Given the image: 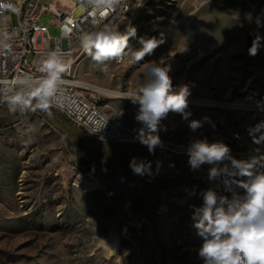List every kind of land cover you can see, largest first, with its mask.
Returning a JSON list of instances; mask_svg holds the SVG:
<instances>
[{
    "label": "rangeland",
    "instance_id": "obj_1",
    "mask_svg": "<svg viewBox=\"0 0 264 264\" xmlns=\"http://www.w3.org/2000/svg\"><path fill=\"white\" fill-rule=\"evenodd\" d=\"M21 2L22 0H15ZM133 10L113 30L136 29L137 37H157L164 43L144 60L130 56L108 63V71L76 44L73 78L77 82L134 93L145 81L148 62L171 65L173 85H188L190 98L231 103L235 108L191 107L189 120L210 118L193 133L180 114L161 121L160 137L188 146L204 139L214 125L235 121L246 151L264 146L252 142L248 129L264 120L256 102L264 100V41L256 56L248 49L256 35L264 37V0H129ZM78 7L73 16L78 18ZM7 20L18 18L10 11ZM51 13L40 24L51 37L61 31ZM133 47H140L130 38ZM112 118L139 129L138 105L115 93L80 89ZM170 121L174 124L169 129ZM90 139L94 147L112 150L113 143ZM188 157L167 159L192 176L188 183L145 187L132 170L81 165L75 139H68L38 111L11 113L0 103V264H205L202 244L191 219L201 193L214 188L203 183L204 166L192 170ZM154 166V165H153ZM159 173V172H158ZM167 175L168 174H163ZM75 181L82 183L75 187Z\"/></svg>",
    "mask_w": 264,
    "mask_h": 264
},
{
    "label": "clouds",
    "instance_id": "obj_2",
    "mask_svg": "<svg viewBox=\"0 0 264 264\" xmlns=\"http://www.w3.org/2000/svg\"><path fill=\"white\" fill-rule=\"evenodd\" d=\"M91 8L93 30L79 35L83 50L93 62L108 71L110 61L121 62L130 56L134 63L152 55L164 43L163 34L157 37H137L136 29L129 27L126 33L113 30L111 24H99L100 17H107L120 8L124 0H82ZM7 11L19 12L10 0H0V15ZM257 27L264 22L256 20ZM15 33L7 25H0V54L12 50L11 40ZM136 38L140 47H133L129 41ZM264 37L256 35L248 49L249 56H256ZM38 76L25 74L13 80H0V103H6L11 113L42 111L51 114L53 107L62 108L66 101L63 85L64 75L70 70L72 61L67 53L52 50L38 60ZM171 65L155 61L148 62L145 81L139 89L124 98L138 105L135 119L142 126L136 130L135 140L154 154L163 142L159 132L161 121L169 113L180 114L188 121V127L195 133L204 124L210 123L209 117L201 120L191 119L188 111V85L174 86L169 75ZM257 110L264 111V100L256 102ZM166 130V129H165ZM251 140L264 146V120L248 129ZM188 163L192 170L202 165H212L208 171L209 180L220 178L231 197L218 194L214 188L201 193L203 203L192 206L193 227L202 238L199 257L205 264H264V152L247 160H238L231 155L230 147L221 142H209L207 138L192 139L186 149ZM228 162V163H225ZM157 169L161 162H156ZM129 167L133 174L141 177L152 176V162L133 157ZM243 189V194L236 191Z\"/></svg>",
    "mask_w": 264,
    "mask_h": 264
},
{
    "label": "built area",
    "instance_id": "obj_3",
    "mask_svg": "<svg viewBox=\"0 0 264 264\" xmlns=\"http://www.w3.org/2000/svg\"><path fill=\"white\" fill-rule=\"evenodd\" d=\"M19 12H14L18 20L13 23L7 20L10 11L0 15V25L6 24L10 32L15 35L11 40L12 50L0 54V80H13L25 74L38 76L37 61L42 59L47 52L59 49L67 53L72 64L70 70L64 75L66 83L63 85L66 101L62 108L53 107L63 114L75 127L79 128L83 134L93 139H103L113 144H140L135 140L136 130L122 124L120 121L110 117L96 101L86 97L80 91L78 82L73 79V69L75 67V54L78 49L76 44L80 41L79 35L83 31L93 30L92 17L89 15L91 8L82 0H22L16 2L10 0ZM81 7L83 14L76 18L73 12ZM132 9L133 5H127L124 0L123 5L107 17H100L99 24L109 23L112 28H116V20H123L124 10ZM43 13H51L54 16L53 22L57 24L61 31L60 37H51L48 28L41 25L40 17ZM217 102L210 99H198L188 97V104L191 107H211ZM220 103V102H219ZM5 104V103H3ZM222 108H229L221 106ZM176 113H169L167 117H174ZM201 120L199 117L194 118ZM207 140L211 142L221 141L231 149V155L238 160H247L257 155L246 151L241 143L239 127L235 121L223 122L214 125L209 131ZM162 147H157L152 154V163L155 171L168 174L172 177L178 176L180 169L175 167L173 162L167 159L188 157L187 147H180V143L161 138ZM160 161L161 166L157 169L156 162ZM228 163V162H225ZM204 174L202 181L209 186H215L231 195L225 190L220 178L209 180L208 171L212 165L204 164ZM82 183L74 182L75 187H81ZM233 188L236 186L233 184ZM240 194L243 189L236 188Z\"/></svg>",
    "mask_w": 264,
    "mask_h": 264
},
{
    "label": "trees",
    "instance_id": "obj_4",
    "mask_svg": "<svg viewBox=\"0 0 264 264\" xmlns=\"http://www.w3.org/2000/svg\"><path fill=\"white\" fill-rule=\"evenodd\" d=\"M37 111L44 115V117L56 128H58L68 139H75L77 145V159L81 165L110 167L113 169L126 168L131 170L129 164L133 157L152 162V154L149 153L147 147L142 144H113L112 150L117 152L116 154H113L112 151H107L99 147H94L90 139H88L89 137L85 136L79 128L75 127L60 112L52 109L51 114L39 110ZM152 171V176L145 175L141 177L138 175L140 182L145 187H168L174 185H182L184 183H188L193 186L200 185V181H198L192 176L172 177L162 175L155 171L153 163ZM219 192L224 194L226 193L221 189Z\"/></svg>",
    "mask_w": 264,
    "mask_h": 264
},
{
    "label": "bare ground",
    "instance_id": "obj_5",
    "mask_svg": "<svg viewBox=\"0 0 264 264\" xmlns=\"http://www.w3.org/2000/svg\"><path fill=\"white\" fill-rule=\"evenodd\" d=\"M127 5H131L129 0H127ZM132 9H125L124 10V18L126 17V15L128 13L131 12ZM121 20H116V25L120 22ZM73 73H74V69H73ZM74 79V78H73ZM78 85L80 88L82 89H85V90H88V91H96V92H99V93H115V94H118L119 97H124L125 94H131V93H124V92H113L111 90H108V89H104V88H100V87H96V86H93V85H89V84H84L83 82H78ZM221 106H227L229 108H235L236 105L232 104L231 103H219V102H214L212 103L211 107H221ZM180 147H185L184 145H180Z\"/></svg>",
    "mask_w": 264,
    "mask_h": 264
},
{
    "label": "crops",
    "instance_id": "obj_6",
    "mask_svg": "<svg viewBox=\"0 0 264 264\" xmlns=\"http://www.w3.org/2000/svg\"><path fill=\"white\" fill-rule=\"evenodd\" d=\"M168 123H169V129L167 130H165V132H163V133H166V132H168L169 130H173V128H174V124L173 123H171L170 121H167ZM160 138H164V137H160Z\"/></svg>",
    "mask_w": 264,
    "mask_h": 264
}]
</instances>
